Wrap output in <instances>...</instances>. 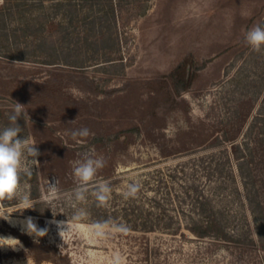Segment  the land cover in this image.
Returning <instances> with one entry per match:
<instances>
[{"label": "rangeland", "instance_id": "rangeland-1", "mask_svg": "<svg viewBox=\"0 0 264 264\" xmlns=\"http://www.w3.org/2000/svg\"><path fill=\"white\" fill-rule=\"evenodd\" d=\"M80 2L79 35L74 36L88 38L90 43L95 37L85 29L88 9L84 1ZM114 3L116 26L112 31L106 28L103 40L108 39L107 46L111 45L113 33L112 38L116 34L119 43L106 46L104 53L87 50L84 45L88 42L80 40L78 45L66 40L61 43L66 46L60 48L58 17L44 31L47 44L59 46L53 54L58 63H43L48 59L46 53L25 61L0 57V130L10 125L8 115L15 101L27 106L30 120L18 119L23 129L18 138L26 136L38 144L40 167L33 169L34 183L43 203L41 212L46 214L35 215L34 209L24 210L22 215L14 212L15 225L0 219V237L15 238L22 245L15 249L0 247V264H109L114 252L121 253L127 264H264V219H256L247 206L241 208V202L246 205L245 199L241 197L240 202L232 197L229 180L222 183L217 197L218 205L226 206L230 225L236 228L228 238L191 234L184 228L187 218L173 196L174 186L184 180L185 174H189V180L191 174L196 178L200 175L203 156L214 155L224 173H236L231 144L242 141L264 98V50L255 52L245 42L248 30L264 25V0ZM13 52L27 55L23 47ZM180 62H186L187 73H194L196 78L187 91L174 96L176 103L169 105L165 102L172 89L168 74ZM83 127L90 130V135L78 143L70 133ZM224 131L228 141L223 140ZM223 145L228 160L218 151ZM86 152L106 161L96 180L108 181L113 191L101 213L118 222L123 207L143 203L146 208L150 206L146 198L157 192L162 196L164 185L158 191L150 178L164 177L171 195L164 200L158 212L163 219L153 231L130 229L127 235L97 242L89 234L95 203L89 196L87 203L78 205L87 209L88 219L62 241L56 225L49 221L71 218L74 208L65 197L48 203V182L58 181L62 193L76 187L73 162ZM172 172L176 173L174 183L169 176ZM134 182L141 184L140 192L136 198L124 199L122 193ZM200 182L206 189V178ZM22 188L29 193L30 185L23 179ZM183 209L189 214L187 205ZM51 210L63 214L53 217ZM29 216L38 227L49 229L38 244L19 224ZM171 217L172 225L165 228L166 219ZM178 224L180 230L175 233ZM22 238L40 245L36 247L40 256L53 261L37 263Z\"/></svg>", "mask_w": 264, "mask_h": 264}, {"label": "trees", "instance_id": "trees-1", "mask_svg": "<svg viewBox=\"0 0 264 264\" xmlns=\"http://www.w3.org/2000/svg\"><path fill=\"white\" fill-rule=\"evenodd\" d=\"M1 1L0 57L9 60L16 59L25 61L31 56L40 58L41 55H45L44 53H46V57H48L49 60L44 59L43 63H58L56 62L57 60L53 58V54L57 52L59 46L58 48L56 47V49L55 46L48 45L44 36L46 26L48 24L52 25L53 20L58 17H60L57 24L58 30L61 31V38L59 39L60 48L66 46L65 43H63L65 46H61V43L66 40L69 41L68 43L70 45H78L81 42L86 44L88 38L74 36L79 35L77 24L80 22V19L78 17L81 10L80 8H83V4L80 1H84L88 9L86 10V14H84V19L88 17L85 29L90 36L95 37L92 42H88L87 45H84L87 50L94 48L96 52L104 53L109 41L108 39L103 40L104 31L106 28L112 31L117 21V8H115L116 3H114V0ZM101 6H103L104 9L100 8ZM95 7H97V9ZM96 13L101 14L97 15ZM89 15H91V17ZM72 25H75L74 28L72 27V29L68 31V27ZM112 34L113 33H111L110 36L112 42H109V44L113 46L118 45L119 42L118 38H116V34L115 39L112 38ZM20 47H23V51L25 50L27 55L18 56L14 54L13 51H19ZM49 51L51 52L49 53ZM186 64V62H180L174 70L168 74V77L172 80V89L168 90L165 102L169 105L170 103L174 105V103H176L174 101V96L187 91L196 78L194 73H187ZM222 137L224 141H228L229 139L225 131ZM222 147L224 148H219L218 151L224 153L226 160H228L229 154L226 151L227 148L224 145ZM230 154H232L237 163L236 173L232 170L227 174L224 173V168H221L220 163L215 161L214 155H207L200 159L202 166L201 168L199 167L200 170L198 169L201 172L200 175L197 176L199 180H197V183L195 182L197 178L193 177V174H191V180H189V174H185V176H183L184 180L177 186H174L175 191L173 196L175 195L182 213L185 214L183 216L187 218L184 228L198 238L208 236H222L223 238H228V236L231 235L229 234L230 231L234 232L236 230L234 226L230 225V221L225 214L224 208L226 206L218 205L219 202H217V197L221 193L220 189H222V183H224L225 180H229L232 184L230 194H232L233 198L238 199L240 202L241 197L245 199L246 205L244 202H241V208L247 206L250 213L256 217V219H264V98L261 99L257 112L247 127L242 141L233 142L231 144ZM175 170L179 172V169ZM182 171H184V168H182ZM193 171L197 173V170ZM35 175L36 173L33 170V174L30 177L23 176L22 179L30 185L29 194L35 202V215L46 216V214H42L41 212L43 203L39 201L38 188L34 183ZM169 176L171 182L174 183L176 173L172 172ZM203 177L206 178V182H208L206 189L200 187V181ZM150 179L154 180L158 187V191L163 184L165 192L162 193V196L157 192L151 198H146L150 203V206L146 208H144L143 203H138L133 208L131 206L123 207V214L120 221L127 224L130 229L153 231L154 225L160 224L163 219L158 212L162 210L164 200L170 199L171 192L167 190L165 185L167 181L163 176L158 175L155 179L154 177ZM187 198H190L188 202ZM183 205L189 207V214L184 212ZM91 210H93L94 213L92 215V221L109 218L106 213H101L103 209L97 207L95 203H93ZM166 221L165 225H163L165 228L172 225V217L166 219ZM180 226L181 224L176 226L174 229L175 233L180 230ZM174 232L173 234H175ZM22 241L32 250V258L37 263L44 260L53 261L49 256H40L36 250V247L40 245L34 242H28L25 238H22Z\"/></svg>", "mask_w": 264, "mask_h": 264}, {"label": "clouds", "instance_id": "clouds-1", "mask_svg": "<svg viewBox=\"0 0 264 264\" xmlns=\"http://www.w3.org/2000/svg\"><path fill=\"white\" fill-rule=\"evenodd\" d=\"M246 44L255 52L264 50V25L257 24L245 34ZM19 63V62H16ZM23 117L30 120L27 106L16 102L12 106L11 113L8 115L10 125L0 130V219L15 225L17 222L12 219V213L19 212L21 215L24 210L34 209L35 202L31 195L22 188V177L31 176L33 169L40 167L37 159L41 153L33 140L24 136L18 138L22 133V128L17 121ZM74 122V121H72ZM71 138L80 142L81 139L90 135V130L86 127L71 131ZM106 165L103 157H98L92 152L82 154L81 159L73 162L72 174L76 181V187L68 192H61L58 187L59 182L54 184L48 182L47 202L52 203L62 197L71 202L74 211L71 218L64 221H49L55 224L58 235L64 242V237L74 231L78 224L89 217V212L84 207L78 205L85 204L91 196L97 207H107L112 197V187L106 180L97 181L98 172ZM141 190L138 182L129 183L127 190L122 193L124 199L136 198ZM7 202V203H6ZM9 209H12L9 211ZM51 209V208H48ZM52 211V210H51ZM53 213V217L57 214ZM21 230L34 238L38 244L40 239L48 235L47 227H38L33 217H26L19 221ZM130 227L122 222L109 217L104 220L93 221L90 225L89 234L97 242L107 240L115 235H127ZM8 246L15 249L21 246L20 241L12 237H0V247ZM63 245H61L62 247ZM109 264H127L126 258L119 252H114L110 257Z\"/></svg>", "mask_w": 264, "mask_h": 264}]
</instances>
